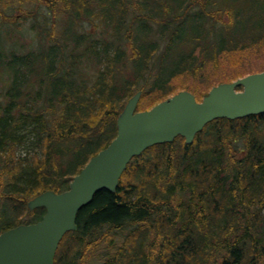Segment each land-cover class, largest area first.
<instances>
[{"label":"trees","instance_id":"trees-1","mask_svg":"<svg viewBox=\"0 0 264 264\" xmlns=\"http://www.w3.org/2000/svg\"><path fill=\"white\" fill-rule=\"evenodd\" d=\"M244 1L41 0L55 21L46 42L21 52L0 30V234L42 219L46 209L29 201L69 188L116 138L138 91L137 110H149L177 93L175 78L264 43V11L244 23L235 6ZM2 3L0 22H14ZM89 255L98 264H264V114L217 119L192 144L179 136L133 158L114 193L80 210L54 264Z\"/></svg>","mask_w":264,"mask_h":264},{"label":"water","instance_id":"water-1","mask_svg":"<svg viewBox=\"0 0 264 264\" xmlns=\"http://www.w3.org/2000/svg\"><path fill=\"white\" fill-rule=\"evenodd\" d=\"M138 91L118 116L116 138L93 156L61 193L46 191L29 201V209L45 208L36 223L20 224L0 234V264H54L64 236L77 230V217L101 190L114 193L133 158L148 148L172 143L179 136L192 144L217 119L236 120L264 114V71L218 84L201 102L189 91L145 111H137Z\"/></svg>","mask_w":264,"mask_h":264},{"label":"rangeland","instance_id":"rangeland-1","mask_svg":"<svg viewBox=\"0 0 264 264\" xmlns=\"http://www.w3.org/2000/svg\"><path fill=\"white\" fill-rule=\"evenodd\" d=\"M2 5L7 15L15 18L12 23L9 21L0 22V30L3 35H6L2 36L6 39V47L12 48L13 46L24 52L38 47L42 41L46 42L55 21L52 13L41 0H3ZM228 6L230 5L228 4ZM235 6H242L246 9L242 11L245 15L244 23L250 22L251 24L256 22L257 18L259 19V13L264 11V0H245L243 4L237 3ZM63 22V18L57 19V31H62L65 28ZM83 29L100 32V28L98 30V27L89 23H85ZM217 63L214 69L213 64L209 63L202 74H185L175 78L173 87L176 88V92L187 90L202 100L213 86L233 82L235 80L232 79H239L248 74L263 71L264 43L238 52L223 53ZM129 75L128 70H119L118 79L122 81ZM95 257L92 255L86 257L87 264H98L99 259Z\"/></svg>","mask_w":264,"mask_h":264}]
</instances>
